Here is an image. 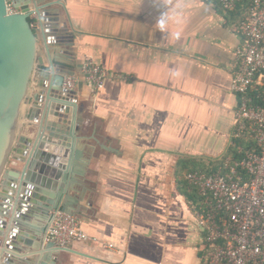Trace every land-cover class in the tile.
Wrapping results in <instances>:
<instances>
[{
	"label": "crops",
	"instance_id": "obj_1",
	"mask_svg": "<svg viewBox=\"0 0 264 264\" xmlns=\"http://www.w3.org/2000/svg\"><path fill=\"white\" fill-rule=\"evenodd\" d=\"M33 10L43 63L33 71L0 180V209L18 182L22 164L14 162L48 126L47 135L53 130L70 144L67 184L53 185L98 241L74 243L73 252L49 248L52 211L38 207L21 220L30 244L10 252L13 264H204V233L191 208L199 196L186 176L235 157L240 98L231 83L246 6L226 12L216 0H35ZM56 23L68 26L70 46L55 45L49 29ZM88 59L107 71L104 88L81 81L67 94L71 125L46 119L43 101L56 74L82 77Z\"/></svg>",
	"mask_w": 264,
	"mask_h": 264
},
{
	"label": "built area",
	"instance_id": "obj_2",
	"mask_svg": "<svg viewBox=\"0 0 264 264\" xmlns=\"http://www.w3.org/2000/svg\"><path fill=\"white\" fill-rule=\"evenodd\" d=\"M216 1L226 12L247 4L239 24L242 43L235 51L231 83L240 98L233 131L238 156L225 159L211 173L189 172L186 181L199 196V203H191V208L204 233V264H264V0ZM7 8L9 14L18 12L11 0ZM107 75L88 59L83 76H66L63 87L74 91L84 81L101 91ZM82 225L75 215L54 210L47 240L59 248L97 242Z\"/></svg>",
	"mask_w": 264,
	"mask_h": 264
},
{
	"label": "water",
	"instance_id": "obj_3",
	"mask_svg": "<svg viewBox=\"0 0 264 264\" xmlns=\"http://www.w3.org/2000/svg\"><path fill=\"white\" fill-rule=\"evenodd\" d=\"M11 1L18 10L14 14H9L7 0H0V180L8 171L33 71L38 62L43 63L38 57L37 27L31 19L35 0H29L26 5H21L20 0ZM49 30L54 34L55 45H71L73 36L68 32L67 25L56 23ZM49 37H45L47 41ZM65 76V73L56 74L43 103L46 102V119L55 116L58 122L71 125L69 117L73 103L67 94L72 96L75 93L64 89ZM46 130L51 129L47 126ZM46 130L33 142L34 147L31 146L26 158L14 162L13 166H22L14 170L18 182L13 185L14 193L10 194L0 209V264H13L14 255L10 252L22 253L30 244L25 231L28 226L21 221L25 216H33L37 208L43 206L45 213L68 211L66 192L62 188L58 190L53 182L62 181L63 185L67 184L69 150L65 147L70 144L65 143L66 137H61L53 130L47 135ZM51 188H54L56 194L50 192ZM49 248L59 252H73L70 248L56 247L51 242Z\"/></svg>",
	"mask_w": 264,
	"mask_h": 264
},
{
	"label": "trees",
	"instance_id": "obj_4",
	"mask_svg": "<svg viewBox=\"0 0 264 264\" xmlns=\"http://www.w3.org/2000/svg\"><path fill=\"white\" fill-rule=\"evenodd\" d=\"M245 6L247 7V4H245ZM33 21V20H32ZM234 153H235V157H237L238 155H237V153H236V149H234ZM216 170V169H215ZM210 171V170H209ZM207 172V171H206ZM211 172H213V171H211ZM211 172H207V173H211Z\"/></svg>",
	"mask_w": 264,
	"mask_h": 264
}]
</instances>
